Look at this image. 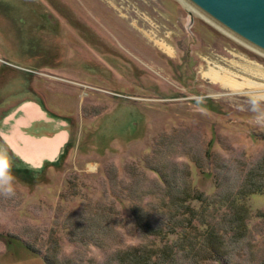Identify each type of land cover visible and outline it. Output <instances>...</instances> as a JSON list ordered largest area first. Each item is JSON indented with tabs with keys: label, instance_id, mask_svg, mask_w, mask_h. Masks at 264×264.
I'll use <instances>...</instances> for the list:
<instances>
[{
	"label": "rangeland",
	"instance_id": "374dc122",
	"mask_svg": "<svg viewBox=\"0 0 264 264\" xmlns=\"http://www.w3.org/2000/svg\"><path fill=\"white\" fill-rule=\"evenodd\" d=\"M190 12L180 0H0V148L16 177L15 194L0 195V264H117L116 251L160 247L106 191L121 195L123 168L153 148L168 146L164 162L207 198L221 172L201 174L189 155L210 148L215 166L238 167L264 153L250 104L264 108V54ZM210 67L263 87H222ZM147 204L157 217L158 197ZM245 205L226 262L264 264V195ZM205 238L194 228L164 243L188 247L182 264H226L207 260Z\"/></svg>",
	"mask_w": 264,
	"mask_h": 264
},
{
	"label": "trees",
	"instance_id": "16d2710c",
	"mask_svg": "<svg viewBox=\"0 0 264 264\" xmlns=\"http://www.w3.org/2000/svg\"><path fill=\"white\" fill-rule=\"evenodd\" d=\"M167 152L169 153L168 146L162 150L153 148V153L144 158L141 165L125 166L122 172L130 180L128 186H122L121 195L111 191V186H108L106 190L108 196L126 208L128 218L140 237L142 239L151 238V241L159 242L161 246L155 248L130 246L126 253L116 251L113 257L117 264H182L184 260L188 261L189 258H193L187 254L186 248L188 247H183L180 243L182 245L172 248L164 242L170 235L184 236L188 230L196 228L199 229L203 238L206 237L207 244L204 251H206L207 260L215 259L227 264V245L240 243L239 239L242 234H237L238 223L243 227L242 219L248 214L245 200L250 195H264V153L252 162H239L238 167H232L231 163L226 162L215 166L210 148L202 152L200 158L186 154L201 174H204L206 170L209 175L213 176L212 165L221 172L212 177L214 192L209 195L211 197L207 198L205 194L187 184L185 167L164 162L168 155ZM204 163H206V168L203 167ZM147 172L155 176L147 177ZM112 179L116 180L115 177ZM150 196L158 197L159 204L157 211L155 210L157 217L151 216L145 209L146 205L150 207L147 204ZM195 203L199 206L195 207ZM204 210L211 219L208 220L200 214ZM96 216L99 218L100 214ZM76 218L81 219V214ZM100 218L106 222L109 220L105 214H101ZM82 220L84 221L85 218ZM44 260L46 264H58L50 256L45 257ZM68 263L70 262L64 261L61 264Z\"/></svg>",
	"mask_w": 264,
	"mask_h": 264
},
{
	"label": "water",
	"instance_id": "95a60500",
	"mask_svg": "<svg viewBox=\"0 0 264 264\" xmlns=\"http://www.w3.org/2000/svg\"><path fill=\"white\" fill-rule=\"evenodd\" d=\"M186 1L207 21L264 54V0Z\"/></svg>",
	"mask_w": 264,
	"mask_h": 264
},
{
	"label": "clouds",
	"instance_id": "9594fccd",
	"mask_svg": "<svg viewBox=\"0 0 264 264\" xmlns=\"http://www.w3.org/2000/svg\"><path fill=\"white\" fill-rule=\"evenodd\" d=\"M251 111L256 114L257 123L264 125V108L261 107V100L253 98L250 101ZM27 164V161H24ZM16 177L13 174L12 160L6 150L0 148V195L11 197L15 194L14 182Z\"/></svg>",
	"mask_w": 264,
	"mask_h": 264
},
{
	"label": "bare ground",
	"instance_id": "6f19581e",
	"mask_svg": "<svg viewBox=\"0 0 264 264\" xmlns=\"http://www.w3.org/2000/svg\"><path fill=\"white\" fill-rule=\"evenodd\" d=\"M180 1L188 10L197 12V10H195L192 7V5L189 4L186 0H180ZM200 15L204 17L203 14H200ZM160 47L170 52V48L166 46L164 43H160ZM204 75L206 76V78L210 79V81L218 82L220 83V85H222V87H226L233 91H240L244 87L248 89L263 87L262 84L256 83L246 78H242V80L239 81L235 79L228 71L222 68L214 69L210 67L209 70L205 72ZM258 96L264 98V93L259 94Z\"/></svg>",
	"mask_w": 264,
	"mask_h": 264
}]
</instances>
